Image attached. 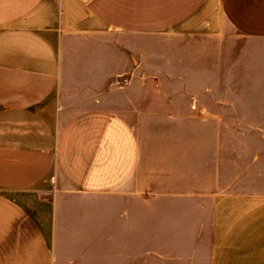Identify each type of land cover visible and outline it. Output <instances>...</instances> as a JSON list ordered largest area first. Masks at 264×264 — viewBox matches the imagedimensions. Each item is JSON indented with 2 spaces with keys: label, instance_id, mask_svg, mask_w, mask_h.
<instances>
[{
  "label": "crops",
  "instance_id": "obj_1",
  "mask_svg": "<svg viewBox=\"0 0 264 264\" xmlns=\"http://www.w3.org/2000/svg\"><path fill=\"white\" fill-rule=\"evenodd\" d=\"M228 30L264 42V0H0V264H54L58 200L113 194L138 169L127 117L63 103L98 99L96 84L82 94L76 71L97 69L100 58L112 76L119 38ZM208 201L210 264H264V196L217 192Z\"/></svg>",
  "mask_w": 264,
  "mask_h": 264
},
{
  "label": "rangeland",
  "instance_id": "obj_2",
  "mask_svg": "<svg viewBox=\"0 0 264 264\" xmlns=\"http://www.w3.org/2000/svg\"><path fill=\"white\" fill-rule=\"evenodd\" d=\"M115 44L112 76L100 58L74 76L98 99L62 101L127 117L139 166L113 194L58 200L54 264H210L203 204L217 192L264 196V42L228 30ZM128 45L143 54L123 55Z\"/></svg>",
  "mask_w": 264,
  "mask_h": 264
}]
</instances>
